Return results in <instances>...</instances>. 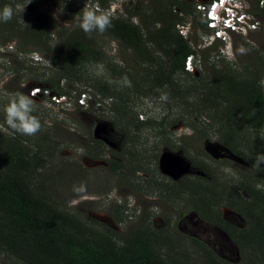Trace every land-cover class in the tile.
I'll return each mask as SVG.
<instances>
[{
    "label": "trees",
    "instance_id": "1",
    "mask_svg": "<svg viewBox=\"0 0 264 264\" xmlns=\"http://www.w3.org/2000/svg\"><path fill=\"white\" fill-rule=\"evenodd\" d=\"M26 1L29 0H0V44L6 46L15 42L18 56L34 48L45 57L52 76L36 73L31 78L46 85L45 89H38L40 92L71 100L72 93L89 89L95 93L96 105L101 99L111 102L109 112L113 115L112 123L118 135L115 141L121 142V152L106 151L102 142H95V151L91 154L96 160H104L111 174H120L128 180L129 175L122 173L127 166L124 163L130 161L128 156L138 159L136 153L129 151L138 142L131 136L132 128L170 127L181 122V112L172 113V103L188 110L192 124L182 125L206 139L218 133V142L234 153L250 138L251 132L264 128V57L261 52L244 43L249 55L233 69L211 61L220 55L219 46L213 43L201 53L204 66L201 74L195 77L186 70L187 59L194 61L196 53L189 40L176 29L181 23L187 26L183 13L193 16L201 29L212 31L207 18L202 19L200 12H193V3L138 0L127 13L109 17L80 6L91 1L107 9L111 5L109 0H58L62 2L58 6L63 12L76 21L57 27L48 23L42 13L17 11ZM175 7L177 12H174ZM261 12L264 14V9ZM135 18L139 20L136 24ZM105 39L118 42L132 62L130 68L118 70L117 65L107 63L101 44ZM14 64L13 73L19 77L26 70L27 62L14 60ZM94 64L104 65L110 77L89 78L86 66ZM194 64L197 65L196 60ZM119 76L124 77L123 86L129 85L123 91L114 81ZM178 77L189 78L194 84L184 87ZM133 95L165 101L169 115L160 121H140L129 107ZM172 116L174 119L169 122ZM27 120L19 124L22 130L35 127L40 132L33 144L35 151L16 129L11 132L12 127L0 115V254L15 264H187L173 258L166 260L148 231L140 228L123 237L120 244L106 235H87L83 224L63 210L49 193L46 181L38 180L36 175H42L46 164L48 139L43 134V119ZM7 130L10 134L5 133ZM167 141L170 144V140ZM108 152L119 161L106 160ZM200 201L203 209L211 203L204 195ZM238 202L240 213L246 219L243 229L230 231L232 227L225 224L221 216L218 223H214L228 233L243 252L251 253L252 264H264V197L253 196L250 201L239 199ZM205 250L203 264H222L211 250Z\"/></svg>",
    "mask_w": 264,
    "mask_h": 264
},
{
    "label": "rangeland",
    "instance_id": "2",
    "mask_svg": "<svg viewBox=\"0 0 264 264\" xmlns=\"http://www.w3.org/2000/svg\"><path fill=\"white\" fill-rule=\"evenodd\" d=\"M114 1L109 0L108 4ZM137 1L127 3L124 12L127 13ZM176 1L181 3L184 0ZM257 1L251 2V12L261 27L249 33L247 37L232 33L230 36L234 44L227 50L224 41H216L220 55L212 59V62H216L218 66L227 65L235 69L236 64L249 55L244 43L261 52L264 57V14L261 12L264 9V0L259 4ZM59 4L62 2L58 0H29L16 10L21 13L24 10L42 13L48 23L57 27L72 25L76 20L64 13ZM80 6L85 10L92 8L105 13L103 7L91 1L81 3ZM192 8L195 14H199L195 5H192ZM177 11L175 7L174 12ZM183 14L188 22L187 26L191 27L190 33L184 38L189 40L194 49V61L196 60L198 65L193 61L195 74H191L197 77L201 74V69H204L201 53L210 45L212 31L201 29L193 16ZM180 17L182 18L181 14ZM203 17L201 15L202 19ZM138 21V18H135L134 23ZM180 25L182 26V23ZM101 44L104 45L108 64L117 65L118 70L132 66L129 56L123 53L118 42L105 39ZM15 49V42L6 46L0 44V115L12 127L11 132L16 129L33 151V144L40 137L38 128L22 130L19 124L33 117L44 120L43 134L48 139L45 150L46 164L42 175L36 176L38 180L46 181L49 193L59 201L63 210L83 224L87 235H106L120 244L123 237L132 235L140 228L148 231L156 248L165 255L166 260L173 258L179 263L182 261L187 264H203L207 254L205 249L208 248L222 264H252L251 253L243 252L229 234L214 222L218 223L221 216V220L232 227L229 228L230 231L243 229L246 219L240 213L238 200L250 201L253 196L264 197V128L251 132L250 138L246 139L238 152L234 153L229 149L247 165L227 159L216 161L214 149L216 144H220L218 133H212L210 138L206 139L202 138L199 132L193 133L187 128L181 130L179 127L182 124L191 126L192 119L189 118L185 107L172 103V113L181 112L180 123L170 127L132 128L130 135H134L138 142L129 151L136 153L138 159L128 156L130 161L124 163L127 166L122 173L128 174L129 177L124 180L120 174H111L104 160L91 157L95 151V142H102L106 151L121 152V147L115 141L118 135L115 134L112 123L113 115L109 112L108 104L111 102L101 99L100 105H96L95 93L89 89L84 92L90 97L89 107L83 108L79 107L77 102L78 94L83 93V90L72 93L70 106H58L50 92L41 91L35 94L34 90H43L46 85L39 80L32 81L31 78L36 73H44L46 77L52 76L53 72L47 68L50 67L49 62L37 49L30 48L21 56L16 55ZM14 60L27 62L26 70H23L19 77L13 73ZM38 60L43 63L39 64ZM85 70L89 78L101 80L111 75L102 64L87 65ZM123 78H114L119 90L129 87L122 85L123 81L125 82ZM177 80L184 87L194 84L189 78L178 77ZM129 107L138 114L140 121H160L169 115L168 104L157 98H140L133 95ZM63 108L65 110H62ZM173 119L172 116L168 121ZM174 127L177 134L176 131H169ZM5 133L10 134L8 130ZM177 135H181V138ZM167 139H170V144ZM164 148L167 149L163 150ZM169 156L175 164V169L184 174L181 179H177L165 167V159ZM105 158L119 161L112 152H108ZM138 166L142 169H138ZM242 186L252 189L253 193H244ZM202 195L211 199L209 207H204L207 211L200 203ZM0 264L15 263L0 254Z\"/></svg>",
    "mask_w": 264,
    "mask_h": 264
},
{
    "label": "built area",
    "instance_id": "3",
    "mask_svg": "<svg viewBox=\"0 0 264 264\" xmlns=\"http://www.w3.org/2000/svg\"><path fill=\"white\" fill-rule=\"evenodd\" d=\"M131 1H136V0H115L114 2L111 3V5L107 9H105L104 14L109 17L120 16L124 14L125 5H127V3ZM184 1L193 3L196 6L197 11L207 18L208 27L212 30V35L210 36L209 39L211 43L209 44L215 43L218 40H222L224 41V43H226L225 46H227L230 45L232 41V38L230 36L232 33L242 35L243 37H247L249 33L258 30L261 27L260 23L255 21L252 12H250L249 15L246 14L240 15L233 8L226 7V17L217 14V7H219L220 3H222L223 1L229 2L233 0H184ZM245 17L248 18V20H245ZM263 25H264V20H263ZM178 30L180 34L183 36H186L188 33H190L188 26H178ZM186 64H187L186 69L194 73L195 67L193 66V61L191 60V58L187 59ZM34 92L35 94H39L40 91L37 89L34 90ZM54 101L57 104H59L58 106L62 104L63 105L65 104L67 106L71 105L69 99L64 97L62 98L54 97ZM77 102L79 107H89L90 97L87 93H82L77 98ZM179 128L182 130L187 127L181 125Z\"/></svg>",
    "mask_w": 264,
    "mask_h": 264
},
{
    "label": "flooded vegetation",
    "instance_id": "4",
    "mask_svg": "<svg viewBox=\"0 0 264 264\" xmlns=\"http://www.w3.org/2000/svg\"><path fill=\"white\" fill-rule=\"evenodd\" d=\"M188 129H190V130H192L193 131V133H195V131L192 129V128H190V127H187ZM176 128L174 127V128H170L169 129V131L170 132H172V131H176L175 133L177 134V130H175ZM193 136V135H192ZM177 137L178 138H181V135H177ZM170 140V139H169ZM118 144H119V146L121 147V142H118ZM169 144V143H168ZM215 147H216V150H215V159H216V161H222V160H228V161H231V162H234V163H237V164H240V165H247L246 163H245V161H243V163H241L240 161H238L237 159H235L234 157H237L236 155H234L228 148H226V147H224L223 145H221V144H216L215 145ZM167 148H164L163 150H166ZM226 149L227 150H229L231 153H229V152H227L226 151ZM234 156V157H233ZM237 158H239V157H237ZM176 160V159H175ZM177 160H178V158H177ZM176 160V161H177ZM173 160H171V162H170V168H169V172L170 173H172L173 175H175L176 177H177V179H181V177L184 175L180 170H176L175 169V164L172 162ZM178 168V167H177ZM179 169V168H178ZM245 187V186H244ZM249 188H244V193H246V194H248V193H253V191L252 190H250ZM174 191H176V189L174 190ZM174 193H176V192H174Z\"/></svg>",
    "mask_w": 264,
    "mask_h": 264
},
{
    "label": "clouds",
    "instance_id": "5",
    "mask_svg": "<svg viewBox=\"0 0 264 264\" xmlns=\"http://www.w3.org/2000/svg\"><path fill=\"white\" fill-rule=\"evenodd\" d=\"M252 1L253 0H233L229 2L223 1L222 3H220L219 7H217V14L223 15L224 17H226V7H230V8H233L235 11H237L238 14L240 15H243V14L249 15L252 10V6H251ZM245 20H248V18L245 17ZM188 28L189 30L191 29L190 26ZM232 45H233V39L230 45H227L225 47V50L232 48Z\"/></svg>",
    "mask_w": 264,
    "mask_h": 264
},
{
    "label": "water",
    "instance_id": "6",
    "mask_svg": "<svg viewBox=\"0 0 264 264\" xmlns=\"http://www.w3.org/2000/svg\"><path fill=\"white\" fill-rule=\"evenodd\" d=\"M209 149V148H208ZM214 150H216V147H215V149ZM226 151L227 152H229V153H231L229 150H227L226 149ZM212 152V151H211ZM214 152V151H213ZM216 153V152H215ZM234 157V156H233ZM235 159H237L238 161H240L241 163H243V159H241V158H237V157H234ZM243 160V161H242ZM170 162H171V157L169 156V157H166V159H165V167L167 168V170L169 171V168H170Z\"/></svg>",
    "mask_w": 264,
    "mask_h": 264
}]
</instances>
